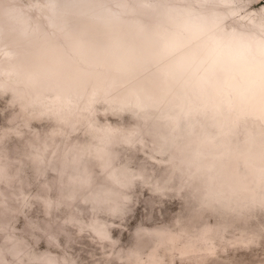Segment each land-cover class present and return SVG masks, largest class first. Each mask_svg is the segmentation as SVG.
<instances>
[{
    "label": "clouds",
    "instance_id": "9594fccd",
    "mask_svg": "<svg viewBox=\"0 0 264 264\" xmlns=\"http://www.w3.org/2000/svg\"><path fill=\"white\" fill-rule=\"evenodd\" d=\"M43 7L49 27L79 39L82 50L69 58L42 45L41 36L27 25L0 28V47L13 52L0 63V99L10 95L9 103L31 120L52 126L45 150L55 156L63 146L64 166L71 170L68 183L94 213L126 199L127 190L143 180L134 164L145 149L174 175L194 182L213 150L233 142L234 137L211 132L216 118L228 114L211 88L191 98L206 124L200 130L190 124L189 113L178 102L188 95L183 76L166 75L181 53L162 55V35L177 33L185 23L201 25L200 42L209 51L226 49L246 74L243 85L253 81L264 101L262 0L142 3L148 13L134 35L125 31L114 0H45ZM217 78L223 79V73ZM237 103L246 110L247 105ZM109 116L119 123L113 124ZM256 151L264 156V142ZM86 227L99 239H109L110 225L93 220ZM124 259L137 264L138 256L130 253ZM0 264H9L2 254Z\"/></svg>",
    "mask_w": 264,
    "mask_h": 264
},
{
    "label": "rangeland",
    "instance_id": "374dc122",
    "mask_svg": "<svg viewBox=\"0 0 264 264\" xmlns=\"http://www.w3.org/2000/svg\"><path fill=\"white\" fill-rule=\"evenodd\" d=\"M123 1L134 7L123 15L148 13L143 0ZM44 2L0 0V17L3 6L15 3L49 32ZM56 38L65 37L59 31ZM11 99H0V254L9 264H128L130 253L137 264H264V156L256 151L264 142L261 117L240 116L230 157L222 162L221 149L213 150L194 182L145 149L134 164L143 180L126 199L94 213L68 183L63 146L55 156L45 150L52 126L31 120ZM190 112L200 130L205 117L196 106ZM93 220L111 226L109 239L87 230Z\"/></svg>",
    "mask_w": 264,
    "mask_h": 264
},
{
    "label": "bare ground",
    "instance_id": "6f19581e",
    "mask_svg": "<svg viewBox=\"0 0 264 264\" xmlns=\"http://www.w3.org/2000/svg\"><path fill=\"white\" fill-rule=\"evenodd\" d=\"M152 2L153 0L142 1L144 4ZM114 4L120 5L119 8H114V11L120 14L125 31L130 35L137 33L142 25V17L146 14L126 16L127 14L123 15L121 11L132 12L134 7L126 4L123 0H114ZM1 12L3 13V17H0V28L27 25L41 36L40 43L42 45L58 48L68 53L69 58L78 55L82 50V42L79 39L62 31L65 37L64 41L56 38V35L59 34L58 29L51 27V31H44L42 24L39 21L33 20L27 9L20 8L15 3L3 6ZM45 14L47 16L46 22L49 25L48 12ZM202 30L201 25L185 23L177 33L161 36L163 41L162 55L181 53L177 63L168 70L166 75L169 78H173L177 74L183 76V84L188 95L178 102L189 113L188 120L194 127L198 119L190 117V111L195 107L191 99L192 94L211 88L221 100L224 109L228 113L227 117L221 115L216 118V127L211 132L221 137L227 136L234 137L235 139L236 123L240 116L248 113L259 116L264 121V101L261 100L259 90L253 81H248L247 86L243 85L246 74L243 68L230 57L226 49L217 48L209 51L208 46L200 42ZM0 51L6 60L13 56L11 49L0 47ZM221 72L223 73V79L217 78V74ZM237 101L247 105L246 110L241 111ZM234 139L228 148H222L219 151V158L222 162L234 150ZM249 140L253 142L254 136H250ZM241 161L243 160L240 157L237 160L240 166L245 163ZM152 263H155V260Z\"/></svg>",
    "mask_w": 264,
    "mask_h": 264
}]
</instances>
